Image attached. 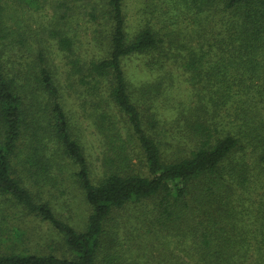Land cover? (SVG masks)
<instances>
[{"label":"trees","instance_id":"1","mask_svg":"<svg viewBox=\"0 0 264 264\" xmlns=\"http://www.w3.org/2000/svg\"><path fill=\"white\" fill-rule=\"evenodd\" d=\"M137 15L129 30L124 0H0V264H264V0ZM54 53L100 139L95 178ZM133 57L149 80H129ZM64 172L81 227L44 191Z\"/></svg>","mask_w":264,"mask_h":264},{"label":"rangeland","instance_id":"2","mask_svg":"<svg viewBox=\"0 0 264 264\" xmlns=\"http://www.w3.org/2000/svg\"><path fill=\"white\" fill-rule=\"evenodd\" d=\"M142 1L143 0H124V12L129 30H133L137 22V10L139 9ZM43 16V13L35 15L38 20H41ZM52 51L54 52L53 49ZM54 55L55 53L53 54V57ZM57 56L58 54L56 53L54 57V64L57 66V68H59L58 84L61 88V96L64 103V108L71 116L73 123H75V126L77 127V130L79 129L78 134L81 138V143L84 147L87 161L91 167L92 175L95 178L99 175V163L97 158L100 157L101 154L100 139L89 119L83 116V112L78 106L76 94L73 92L74 89H69L68 84L64 81V70H61L60 59ZM142 61V59L133 57L124 61L123 63V69L133 84H136V82L138 83L149 80V73H147ZM174 80V88L172 89L173 100L175 103L185 101L188 96V86L184 82V78L175 76ZM45 188H47L44 189L46 195L52 193L50 199L56 214L61 219H67L68 222L76 227L83 226L88 210L83 204L82 195L73 184V179L69 175V172H64L58 176L57 185L55 188H52V192L48 190L50 188L49 186H46ZM43 234L44 228L42 231H40L39 236V241L44 243L45 238ZM50 239L51 237L48 238L47 241ZM52 240L55 241L54 236ZM176 244L177 243L172 242L170 245L175 248Z\"/></svg>","mask_w":264,"mask_h":264}]
</instances>
